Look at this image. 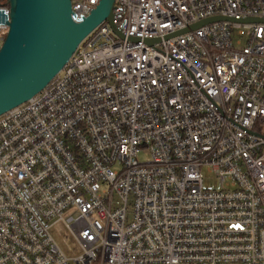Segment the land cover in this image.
I'll use <instances>...</instances> for the list:
<instances>
[{
	"label": "built area",
	"instance_id": "2783aa9c",
	"mask_svg": "<svg viewBox=\"0 0 264 264\" xmlns=\"http://www.w3.org/2000/svg\"><path fill=\"white\" fill-rule=\"evenodd\" d=\"M214 16L264 18V0H116V27L0 116V264H264V22L190 28Z\"/></svg>",
	"mask_w": 264,
	"mask_h": 264
},
{
	"label": "water",
	"instance_id": "95a60500",
	"mask_svg": "<svg viewBox=\"0 0 264 264\" xmlns=\"http://www.w3.org/2000/svg\"><path fill=\"white\" fill-rule=\"evenodd\" d=\"M115 3L116 0H100L89 17L77 22L72 16V0H7L11 12L9 30L0 48V116L42 91L104 20L116 27ZM216 20L264 22V18L214 16L190 28ZM188 31L186 28L166 38ZM157 41L160 39H146L149 44Z\"/></svg>",
	"mask_w": 264,
	"mask_h": 264
},
{
	"label": "rangeland",
	"instance_id": "374dc122",
	"mask_svg": "<svg viewBox=\"0 0 264 264\" xmlns=\"http://www.w3.org/2000/svg\"><path fill=\"white\" fill-rule=\"evenodd\" d=\"M149 154L147 152H143L140 155V159L148 160ZM206 175V186L209 188H219L220 182L215 179L214 176L210 175L207 170H205ZM53 236L58 242L59 246L63 249V251L71 258H75L81 254V248L79 247L76 239L72 235V233L66 228L64 223H58L52 228ZM71 264H74L73 262ZM95 264H98L96 262Z\"/></svg>",
	"mask_w": 264,
	"mask_h": 264
},
{
	"label": "trees",
	"instance_id": "16d2710c",
	"mask_svg": "<svg viewBox=\"0 0 264 264\" xmlns=\"http://www.w3.org/2000/svg\"><path fill=\"white\" fill-rule=\"evenodd\" d=\"M6 1H7V0H0V3H1V4H6Z\"/></svg>",
	"mask_w": 264,
	"mask_h": 264
}]
</instances>
